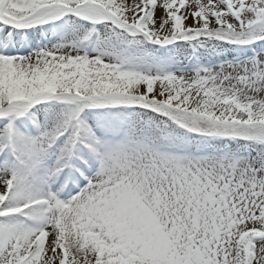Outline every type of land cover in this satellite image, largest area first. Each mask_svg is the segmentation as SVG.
<instances>
[{
    "label": "snow or ice",
    "instance_id": "obj_1",
    "mask_svg": "<svg viewBox=\"0 0 264 264\" xmlns=\"http://www.w3.org/2000/svg\"><path fill=\"white\" fill-rule=\"evenodd\" d=\"M0 264H264V0H0Z\"/></svg>",
    "mask_w": 264,
    "mask_h": 264
}]
</instances>
